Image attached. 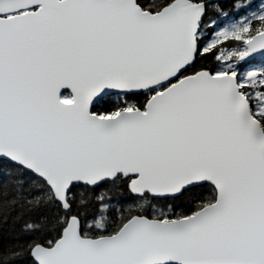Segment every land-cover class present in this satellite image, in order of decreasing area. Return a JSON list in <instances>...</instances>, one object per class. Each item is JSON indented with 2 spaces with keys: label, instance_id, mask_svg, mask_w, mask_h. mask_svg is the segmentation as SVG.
<instances>
[{
  "label": "snow or ice",
  "instance_id": "snow-or-ice-1",
  "mask_svg": "<svg viewBox=\"0 0 264 264\" xmlns=\"http://www.w3.org/2000/svg\"><path fill=\"white\" fill-rule=\"evenodd\" d=\"M0 0V264H264V0Z\"/></svg>",
  "mask_w": 264,
  "mask_h": 264
},
{
  "label": "trees",
  "instance_id": "trees-1",
  "mask_svg": "<svg viewBox=\"0 0 264 264\" xmlns=\"http://www.w3.org/2000/svg\"><path fill=\"white\" fill-rule=\"evenodd\" d=\"M225 7L230 5L232 0H222ZM19 233V226H13L11 222L7 225H4L2 229H0V245H9L14 242L15 238Z\"/></svg>",
  "mask_w": 264,
  "mask_h": 264
},
{
  "label": "flooded vegetation",
  "instance_id": "flooded-vegetation-1",
  "mask_svg": "<svg viewBox=\"0 0 264 264\" xmlns=\"http://www.w3.org/2000/svg\"><path fill=\"white\" fill-rule=\"evenodd\" d=\"M230 9H232V2H231L230 5H228V6H226V7L224 8L225 11H229Z\"/></svg>",
  "mask_w": 264,
  "mask_h": 264
},
{
  "label": "rangeland",
  "instance_id": "rangeland-1",
  "mask_svg": "<svg viewBox=\"0 0 264 264\" xmlns=\"http://www.w3.org/2000/svg\"><path fill=\"white\" fill-rule=\"evenodd\" d=\"M229 13V17H231L233 15V9H230L229 11H225Z\"/></svg>",
  "mask_w": 264,
  "mask_h": 264
}]
</instances>
